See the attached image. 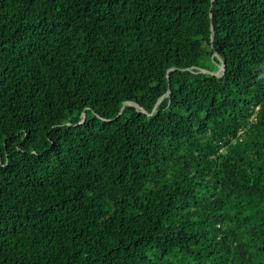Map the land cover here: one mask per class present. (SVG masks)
I'll return each mask as SVG.
<instances>
[{"label": "trees", "instance_id": "trees-1", "mask_svg": "<svg viewBox=\"0 0 264 264\" xmlns=\"http://www.w3.org/2000/svg\"><path fill=\"white\" fill-rule=\"evenodd\" d=\"M0 264H264V0H0Z\"/></svg>", "mask_w": 264, "mask_h": 264}, {"label": "water", "instance_id": "water-1", "mask_svg": "<svg viewBox=\"0 0 264 264\" xmlns=\"http://www.w3.org/2000/svg\"><path fill=\"white\" fill-rule=\"evenodd\" d=\"M211 29H212V35H211V37L213 38V36H214V26H213V23L211 24ZM224 69H225V64H224V61H223V63H222V65L220 66V68H219V70L217 71V72H219L220 70L221 71H224ZM170 93V89H168V91H167V95ZM135 105H138V103H135ZM85 115V113H83V116Z\"/></svg>", "mask_w": 264, "mask_h": 264}]
</instances>
